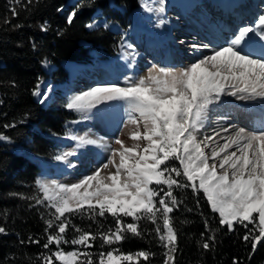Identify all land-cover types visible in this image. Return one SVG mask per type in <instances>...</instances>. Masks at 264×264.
Listing matches in <instances>:
<instances>
[{"label":"snow or ice","instance_id":"1","mask_svg":"<svg viewBox=\"0 0 264 264\" xmlns=\"http://www.w3.org/2000/svg\"><path fill=\"white\" fill-rule=\"evenodd\" d=\"M155 11L164 12V0H160ZM74 15L67 17L69 23ZM254 24L255 27L239 28L238 34L226 46L198 58L189 66L174 69L153 64L147 76L139 77L126 87L115 84L94 87L68 101V109L86 111L102 102L122 100L129 104L131 112L138 114V118L130 115V122L136 125L130 133L134 142L132 146H126L117 138L115 143L120 147L112 149L107 162L90 175L71 184L36 181L43 196L31 199H35L38 205L47 201V207L55 210L54 218L45 220L47 243L43 247L47 249L55 244L57 250L43 257L44 264H54L52 257L60 264H78L79 254L64 251L60 246L69 242L64 234L71 222L65 214L80 211L101 217L108 213L115 218V229L100 234L103 245L124 240L125 233L142 237L137 222L147 218L157 224L158 214L162 215L163 232L158 224L155 231L166 249L163 264H174L178 250L177 233L169 214L180 201L173 194V186L191 187L193 193L202 191L211 210L219 214V224L227 226L229 232L234 230V222L245 228L254 225L243 235V240L250 241L253 250H256L258 242H264V129L247 132L240 127L225 137L221 132L228 133V129L222 128L214 136L224 142H217L215 146L211 144L213 136L198 138L209 106L219 101L222 94L241 99L264 98V44L259 52L251 50L247 44L251 39L250 33L257 34L264 41V14L259 15ZM192 47L207 48L208 45L194 44ZM33 94L42 95L44 100L48 98L47 92L36 91ZM3 139L5 137L0 136V140ZM73 139L78 147L96 143L82 136ZM140 141L144 142L143 146ZM205 149H210V155ZM68 155H58L56 159L66 160ZM171 160L178 161L179 167L170 168L167 162ZM110 168L115 171L102 175V169ZM173 173L187 182L176 179ZM151 185H166L167 190L158 192ZM254 213L258 214V220ZM122 217H132L133 222L125 223ZM53 228L54 232L49 233L48 229ZM205 228H209L207 221ZM5 231V227H0V234ZM76 231L79 233L81 230ZM90 236V233L83 232L70 243L86 244ZM95 238L91 236V239ZM213 239L209 236L202 244L203 249H209V241ZM113 251H107L106 255L101 252L99 264H118L121 260L132 261L139 257L147 261L153 255L148 251H138L134 255L114 256ZM84 256L85 264H94L92 257L87 253Z\"/></svg>","mask_w":264,"mask_h":264},{"label":"trees","instance_id":"2","mask_svg":"<svg viewBox=\"0 0 264 264\" xmlns=\"http://www.w3.org/2000/svg\"><path fill=\"white\" fill-rule=\"evenodd\" d=\"M68 1L0 0V136L5 137L0 140V227L6 229L0 234V264H44L43 257L57 250L54 244L43 247L47 243L45 220L53 219L54 211L46 202L38 205L31 198L42 197L34 186L40 172L37 160L53 158L54 138L62 137L66 122L75 118L65 109L42 108L34 100L37 85L49 79L65 81L62 61L88 63L89 50L101 49L108 56L115 54L120 36L103 28L91 31L87 26L99 16L125 28L130 11L138 6V0H78L75 5H67ZM73 13L69 23L67 17ZM47 62L57 69L45 73L42 65ZM15 147L23 153L13 151ZM174 165L179 167L178 163ZM175 178L187 182L182 176ZM173 194L180 201L170 213L177 233L174 264H264V242H258L253 250L251 242L243 240L245 232L254 225L245 228L234 223V230L229 232L227 226L219 224L218 214L210 209L201 192L173 186ZM253 215L258 220L257 214ZM65 216L71 222L64 234L69 242L61 246L65 251L71 248L72 239L88 232L96 238L90 236L84 253L94 259V264H99L101 252L106 255L112 250L119 255H134L138 251L153 254L147 261L139 257L120 264H163L166 249L155 231L158 224L163 232L159 219L157 224L147 218L137 222L142 237L125 233L124 240L103 245L100 234L115 229L113 216H91L86 211ZM122 219L125 223L133 222L130 217ZM48 232H54V228ZM209 236L214 239L205 250L202 244ZM84 253L78 264H85ZM52 260L60 264L55 257Z\"/></svg>","mask_w":264,"mask_h":264},{"label":"bare ground","instance_id":"3","mask_svg":"<svg viewBox=\"0 0 264 264\" xmlns=\"http://www.w3.org/2000/svg\"><path fill=\"white\" fill-rule=\"evenodd\" d=\"M157 2L160 3V0ZM233 2H237L238 5L240 4L246 5L250 1L249 0H212L209 1L207 7L205 6L207 9V11H205L203 7H200L199 9H194L196 8V5L193 4L194 2H190L188 0H164V12L159 13L160 18L158 19L156 24V29L162 30L164 28V34L160 35L158 31L155 32V34L148 33L147 31L146 32L144 31L142 33L140 31V28H137L135 33L131 34L130 37L125 38V42L129 43V46L133 43L137 44L138 46L137 52L141 54L143 57L148 58L149 63L152 62V64L154 63L157 66H159L161 63L162 64L167 63L168 65H171L172 63L173 65L176 64L177 67L176 69L184 68L185 66H183V61L187 62L188 60V62H192V61H196L198 58H201L205 55H211L214 50L218 49L221 46H226L229 41L234 39V36L238 34L239 28L248 26L250 19L244 22H238V18L240 17L241 14L240 13L238 14L237 12H232L233 11L232 8H234L232 4ZM186 7H188V10L185 9ZM235 7L238 8L237 6ZM217 8L222 10L221 12L222 15L219 12L218 15L215 14L216 11L218 10ZM176 13H180V14L176 15ZM231 13L236 14V16L233 17ZM177 18H179V20L182 22L180 23V25L175 23L178 22ZM182 18L183 19L186 18L187 20H183ZM191 20H195V23L197 25L193 24ZM186 22L188 24L192 23L196 30H191L190 31L191 33H189L187 30L184 31L182 29L176 30L177 27L182 26L181 24L188 25ZM204 22H206V24ZM138 31H140L139 34H137ZM184 32L186 34H184ZM142 34L143 36H141ZM193 34L194 36H192ZM195 34H197V36ZM152 35L154 36L152 37ZM177 36L183 39L182 41L175 40L176 43L174 45L173 37H177ZM249 36L251 37V39L247 41L248 47L256 52L261 51L262 50L261 45L263 43L260 45L258 40L259 38L256 37L257 35L255 33H250ZM151 38L153 40H151ZM194 44L198 46L206 44L208 45V47L207 48L199 47L194 49L192 47V45ZM144 49L146 51H144ZM167 50L169 52H171L172 50H176L177 54L175 56L170 57L169 52L167 53ZM181 51L183 52V55L180 57V55L178 56V54ZM162 53L165 54L167 53L168 58L163 59ZM70 63L71 62L64 63V65L69 69L68 70V73H70L69 76L70 75L78 76V74H82L87 76L88 78H93L90 76V74L92 73L91 68L83 67L79 64L76 65L75 63L74 64H70ZM109 64H110L109 66L114 67L115 69L114 72L115 75L117 76L113 77V75L110 74V71L106 72L105 74L103 72H100L96 77L97 82L95 81V84L92 86V88L94 86L100 87L109 84H115L120 87H126L129 84L124 83L125 78H132V76L130 75L131 71L132 73H134L137 70H139L137 68H132V70H128L125 67V64H121L117 60H113ZM250 100H254V102L257 104L255 106L250 105V107L242 109L241 107L238 108V105L236 103L238 101L243 102L242 99L235 96L234 98L228 96L226 103L228 104L229 107L226 109L227 111L219 112L209 109L207 119L204 121L203 127L200 128L199 131L204 129L206 130V128L211 126L213 124L212 117H217L219 116L220 113L223 114V116L226 118L220 119L221 120L220 122L223 123L224 126L223 127L219 126L220 128H218L217 130L215 128L216 132H220L222 128H227L229 129V131H234L235 127L239 122L246 124L253 123V125L257 124V126L259 125V127L261 126L260 128L264 129V98L256 97ZM230 102L233 104L229 105ZM130 115L132 116V113L127 111V116L125 117V121L120 116V120L123 123L126 122V128L120 133L121 134L120 138L117 135H114V133L117 131V129L120 126L119 123L117 122V119H114V117L109 119L108 117H106L105 120L107 121L100 120L99 122L96 121L95 124L88 122L86 120L83 121L80 120L79 130H81L85 138L96 141L95 144H91L89 147V153H91L93 157L92 158L87 157L85 161L83 160L78 161V163H74L77 162V160L76 161L65 160L64 162L58 164L57 166L54 165L50 168L45 167L46 170L45 174L47 175V180H48L46 182L56 181L57 183L71 184L78 182L81 179V177L83 178L86 175H90L97 167L107 162L108 157L111 156L112 154V149H118L120 147L115 143V140L117 138L121 139L126 146L129 147L132 146L134 142L128 136H130V133L133 130H135L136 125L130 122ZM136 118L138 117L136 116ZM257 122H260V124H258ZM140 127L142 130L143 125L141 124ZM207 133H208L207 131L206 133L199 132L198 138L203 139V137L208 136ZM213 137L214 140L211 142L212 146L216 145L217 142L220 144V142L223 141L220 140L218 137L215 136ZM113 143L115 145H113ZM139 143L141 144V146H143L144 144L143 141H140ZM205 152L210 155V149H205ZM116 160L118 162L119 160L118 156L116 157ZM109 171L114 172L115 169L114 168H110L108 170L102 169V175H107ZM65 174H68L66 176L67 177L66 179L63 178Z\"/></svg>","mask_w":264,"mask_h":264},{"label":"rangeland","instance_id":"4","mask_svg":"<svg viewBox=\"0 0 264 264\" xmlns=\"http://www.w3.org/2000/svg\"><path fill=\"white\" fill-rule=\"evenodd\" d=\"M76 1H78V0H69L68 4L69 5H75ZM157 1H159V0H139L138 8L136 9L137 13L133 12L131 14V17H130L131 26L123 34V38H122V41H121L122 45L119 48L120 49V53H119V55L117 57H115V59H110V57L109 58L105 57L102 54V52L100 50H97V49H94L92 52L89 53L90 54V59L92 61H91L90 65H85L83 67H89V68L92 69V73L90 74V76L93 77V78H88L87 76L82 75V74H78V76H71V75L69 76L70 73H68L69 78H68V80L66 82L61 83V82H57V81H53V80L49 79L46 82H42V83L39 84L40 87H39V89L37 88L36 91H40L41 93H44V92L48 93V98L46 100H44V97L42 95L41 96L34 95V98H35L36 102L42 108H45V109H48V108L65 109L68 112H72L73 115L76 117V120L75 121H71V122H67V124L65 125V131L66 132H65L64 137L56 138L57 151L54 153L55 156H53V158H51L50 160H44V159L37 160V162L39 161V163H40V167H41L40 171L41 172L38 175L36 181L37 180H41V181H44V182L48 181L47 180V175L45 174V171H46L45 167H49L50 168V167H52L54 165L57 166L58 164H60V163L65 161V160H57L56 156H58V155H64L65 153H69V155L67 156L66 160L67 161H76L77 160V162H74V163H78V161H82V160L85 161L87 157H89V158L93 157L91 155V153H89L90 145H84L82 147H78L76 140L73 139L74 137H81V136L85 137L83 135V133L81 132V130H79V122H80V120H82V121L86 120L88 122H91V123L95 124L96 121H98V122L100 120L103 121V120L106 119V117H108V119L114 117V119H117V122L120 125L119 128L117 129V131L114 133V135H117L120 138V135H121L120 133L123 130H125V128H126V122L123 123L120 120V116L125 121V117L127 116V111L131 112L130 106H129V104L126 101L114 100V101L102 102V103L98 104L95 108H92V109L86 110V111H77V110H74V109H68L66 107V104L74 96H76V95H78V94H80L82 92L90 90L92 88V86L95 84V81L97 82V78L96 77L98 76V73L103 72L105 74L106 72L110 71V74L113 75V77H116L117 75H115L114 67L109 66L110 65L109 63L111 61H113V60H117L119 63L125 64V67L128 70H132V68L139 69V71H138L139 73L137 75H135V76L131 75L132 78H125L124 83H126V84H131L133 81L138 80L139 77H141V76H147L148 69L151 68L154 63L153 64H152V62L149 63L148 62V58L143 57L141 54H139L137 52V49H138L137 48L138 47L137 44L133 43L134 45L131 44L129 46V43L125 42V38L130 37L131 34L135 33L137 28H140V31L142 33L144 31L145 32L149 31L148 33H152V34L154 33L155 34V32L158 31V33L160 35L164 34V28L162 30L156 29L157 21L160 18L159 12L155 11V9L159 8V6H160V3L157 2ZM188 1L194 2L193 4L196 5V8H194V9H199L200 7H203L204 10L207 11V9H206L207 4L209 3V1H212V0H208V1L206 0L205 2H204V0H188ZM251 1L249 3H247L246 5H243V6L238 5L237 2H233L232 4H233L234 8H232V10H233L232 12H237L238 14L239 13L241 14L239 18L236 17V18H238V22H244V21H247L249 19H250L249 20V22H250L251 21V15L255 14L254 16L252 15L253 16L252 17V22H250V24L252 23L251 26L255 27L254 21L258 19L259 15L264 14V0H251ZM255 2H258L260 4L262 3V4L261 5L258 4V5L255 6ZM232 4H231V7H232ZM248 4L251 5L252 7L255 6L253 8H256V9H255V11L251 12V15L247 16L248 17L247 20H244V14H245L244 11H246V7H247ZM235 6H237L238 8H236ZM239 6L241 8H239ZM148 8H151L153 10L152 11H148L147 10ZM119 9H121V8H119ZM185 9L188 10V7H186ZM217 11L215 13L216 15H218ZM177 14H180V13H176V15ZM232 14H234V13H231V15ZM235 16L236 15H234L233 17H235ZM177 20H178V22H175V20H174V22L176 24L180 25V23H182V22L179 20V18H177ZM183 20H187V19L185 18ZM191 21H192L193 24H196L195 20H191ZM192 23H190V24L187 23L188 25L181 24L182 26L181 27H177L176 30L182 29L184 31L187 30L189 33H191L190 32L191 30H196ZM204 23L206 24V22H204ZM89 25H92V27H88L87 26V29H89V30L96 29V28H103V29L111 30L116 35L121 34V28H119L117 25H115L113 23H109V22L107 23L104 19H101L99 16H95V18L92 19V22ZM189 28H191V29H189ZM140 31H138V33L137 32L136 33L139 34ZM184 34H186V33L184 32ZM189 35H191V34H189ZM195 35L197 36V34H195ZM152 36H154V35H152ZM192 36H194V34ZM256 37H258V36H256ZM173 39H174V45H175V43H176L175 40L176 41H182L183 38H179V36H177V37H173ZM258 40L260 41V45L262 43L264 44L263 41H261L260 39H258ZM156 41H157V38H156ZM163 42H164V40H163ZM144 51H146V50L144 49ZM168 52L169 51L167 50V53ZM167 53L166 54L162 53V58L163 59L168 58V54ZM176 54H177L176 50H172L171 52H169V56L170 57L171 56H175ZM179 55L181 57L183 55V52L182 51L179 52L178 56ZM194 62L195 61L188 62V60H187V62L183 61V66H185V67L189 66L191 63H194ZM159 66H161V67H171V68H174V69L177 68L176 64L173 65L172 63H171V65H168L167 63H163V64L161 63ZM42 68L45 71V73H47V72L48 73H52V72H54L57 69V67L55 65L50 64L48 62L44 63L42 65ZM65 68L67 70H69L68 67L65 66ZM127 69H126V71H127ZM94 87H99V86H94ZM228 96L234 98V96H232V95H228L226 93L222 94L221 97H220V100L216 101L212 105H210L209 109L215 110V111H219V112H226L227 111L226 109L229 107L228 104L226 103V101L228 99ZM42 100L44 102H41ZM242 101L244 102V101H247V100L243 99ZM131 113H132L133 117H136V116L138 117V114H136L134 112H131ZM221 118L225 119L226 117H224L223 114H221V113L217 117H212V119H213L212 123L213 124L211 123L212 125L208 127L209 129L206 128V130L204 129V130H201L199 132H203V133L205 132L206 133V131H207L208 132L207 133L208 136L209 135L214 136V134L216 132L215 128L217 130L218 128L224 126L223 123L220 122ZM105 121H107V120H105ZM111 122H112V120H111ZM120 122H121L122 125L120 124ZM257 123L260 124V122H257ZM252 125H253V123L252 124H250V123L246 124V123L239 122L237 124V126L235 127V129L243 127L247 132H254V131H259V130L262 129V128H260L261 126L259 127V125L257 126V124H254L253 126ZM255 128H257V130ZM232 133H233V131H229V129H228V133H221V136H225L226 137V136H228V135H230ZM128 137H130V136H128ZM223 142L224 141L220 142V144H222ZM113 145H115V144L113 143ZM20 150L21 149H19L18 147H15V149H13V151H15V152H18ZM232 150H234V149H232ZM20 152L23 153L22 150ZM167 163H168V166L171 168V167H175L174 164H177L179 162L175 161V160H171V161H169ZM174 174L175 173H173L172 175L174 176ZM67 175L68 174H65L63 176V178L66 179ZM71 182H73V181H71ZM35 186H37V188H38V185L36 183H35ZM151 187H154L158 192L161 189L167 190V186L166 185H151ZM38 190H39V188H38ZM39 192H40V190H39ZM160 194L162 195V192H160ZM41 196H43L42 193H41ZM45 202L47 204V201H45ZM84 207H87V205H84ZM53 211L55 212L54 209H53ZM169 216H170V214H169ZM130 218L132 219V217H130ZM158 219H159V221L161 220L162 229H163V217H162V215L158 214ZM62 245L66 246L65 243H63ZM87 245H88V242L86 244H80V245H72L71 244V248L68 251H76L79 254L77 256V262H79L80 258L83 255L84 250H85ZM55 247L57 248L56 245H55ZM61 249L64 250L63 248H61ZM113 255L116 256V255H119V254L113 253ZM121 261H127V260H121ZM121 261H119L118 264H120ZM113 264H116V262H113Z\"/></svg>","mask_w":264,"mask_h":264}]
</instances>
